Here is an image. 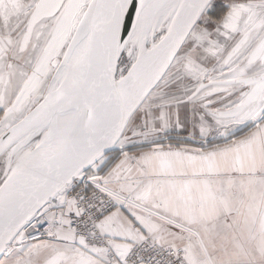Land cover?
<instances>
[{"label":"snow or ice","instance_id":"obj_1","mask_svg":"<svg viewBox=\"0 0 264 264\" xmlns=\"http://www.w3.org/2000/svg\"><path fill=\"white\" fill-rule=\"evenodd\" d=\"M0 264H264V0H0Z\"/></svg>","mask_w":264,"mask_h":264}]
</instances>
